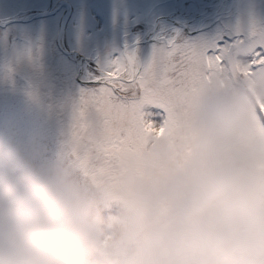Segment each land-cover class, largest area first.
Masks as SVG:
<instances>
[{
    "label": "clouds",
    "instance_id": "9594fccd",
    "mask_svg": "<svg viewBox=\"0 0 264 264\" xmlns=\"http://www.w3.org/2000/svg\"><path fill=\"white\" fill-rule=\"evenodd\" d=\"M262 104L264 74L205 82L177 136L96 153L95 179L0 145V264H264Z\"/></svg>",
    "mask_w": 264,
    "mask_h": 264
},
{
    "label": "snow or ice",
    "instance_id": "6c2138e0",
    "mask_svg": "<svg viewBox=\"0 0 264 264\" xmlns=\"http://www.w3.org/2000/svg\"><path fill=\"white\" fill-rule=\"evenodd\" d=\"M218 13L197 28H152L146 55L137 38L92 62L79 80L61 154L95 179L102 172L96 153L146 148L165 132L177 136L179 114L205 82L264 74V0H236ZM262 109L256 116L264 126Z\"/></svg>",
    "mask_w": 264,
    "mask_h": 264
},
{
    "label": "rangeland",
    "instance_id": "374dc122",
    "mask_svg": "<svg viewBox=\"0 0 264 264\" xmlns=\"http://www.w3.org/2000/svg\"><path fill=\"white\" fill-rule=\"evenodd\" d=\"M61 0H0L8 21L53 10ZM72 15L64 41L89 65L148 30L161 17L187 22L236 0H66ZM0 28V145L16 144L55 157L67 138L71 106L78 99L76 62L57 46L62 13ZM227 15V10L224 13ZM209 23H205L207 25ZM203 25V26H204ZM167 27L181 26L167 23ZM190 27H197L191 24ZM121 40V41H120ZM125 43V42H124ZM142 45V55L148 52ZM38 96V99L36 98Z\"/></svg>",
    "mask_w": 264,
    "mask_h": 264
},
{
    "label": "water",
    "instance_id": "95a60500",
    "mask_svg": "<svg viewBox=\"0 0 264 264\" xmlns=\"http://www.w3.org/2000/svg\"><path fill=\"white\" fill-rule=\"evenodd\" d=\"M51 14H53V13H42V14H37V15L32 16L31 18L23 19L22 22H28V21H31V20H34V19H38V18H42V17L49 16V15H51ZM166 20H168V19H163V21H166ZM7 24H8V23H2V22H0V26H2V27H5ZM158 25H159V24L157 23L156 26H158ZM62 30H63V29H62ZM62 30H61V32H62ZM149 39H150V35H149L147 38L144 39V42H146V41L149 40ZM59 45H60V48H61L65 53H67V54H69V55H74V57H75L76 59H78V57H79L78 54H76V53H71V52H68V51L64 50V48H63L62 45H61L60 38H59ZM80 70H82V67L80 68Z\"/></svg>",
    "mask_w": 264,
    "mask_h": 264
}]
</instances>
